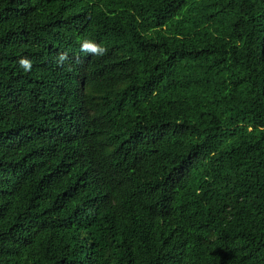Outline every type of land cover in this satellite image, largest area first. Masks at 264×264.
Listing matches in <instances>:
<instances>
[{
	"label": "trees",
	"instance_id": "1",
	"mask_svg": "<svg viewBox=\"0 0 264 264\" xmlns=\"http://www.w3.org/2000/svg\"><path fill=\"white\" fill-rule=\"evenodd\" d=\"M0 264H264V0H0Z\"/></svg>",
	"mask_w": 264,
	"mask_h": 264
},
{
	"label": "clouds",
	"instance_id": "2",
	"mask_svg": "<svg viewBox=\"0 0 264 264\" xmlns=\"http://www.w3.org/2000/svg\"><path fill=\"white\" fill-rule=\"evenodd\" d=\"M81 50L94 54V55H103L106 51V49L91 41H85L81 45ZM68 59V56L66 53H59L57 56V64L58 66H63L64 62ZM17 64L19 68L23 69L24 71L28 72L31 71L32 68V62L27 57H20L17 60Z\"/></svg>",
	"mask_w": 264,
	"mask_h": 264
}]
</instances>
